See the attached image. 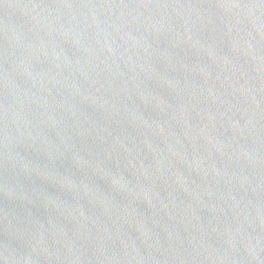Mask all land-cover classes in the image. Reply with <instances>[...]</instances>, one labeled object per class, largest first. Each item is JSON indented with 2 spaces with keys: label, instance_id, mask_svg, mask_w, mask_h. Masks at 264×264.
I'll use <instances>...</instances> for the list:
<instances>
[{
  "label": "water",
  "instance_id": "obj_1",
  "mask_svg": "<svg viewBox=\"0 0 264 264\" xmlns=\"http://www.w3.org/2000/svg\"><path fill=\"white\" fill-rule=\"evenodd\" d=\"M1 264H264V0H0Z\"/></svg>",
  "mask_w": 264,
  "mask_h": 264
}]
</instances>
